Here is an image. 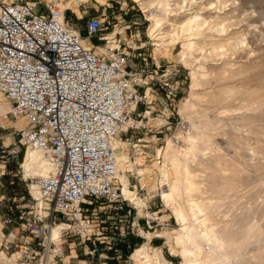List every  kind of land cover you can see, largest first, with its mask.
Segmentation results:
<instances>
[{
    "label": "built area",
    "instance_id": "built-area-1",
    "mask_svg": "<svg viewBox=\"0 0 264 264\" xmlns=\"http://www.w3.org/2000/svg\"><path fill=\"white\" fill-rule=\"evenodd\" d=\"M67 9L58 0H0V93L11 107L6 115L25 123L15 128L16 148L43 150L54 167L48 176L22 175L32 203L23 207L24 197L19 198L23 221L13 227L20 232L12 228L8 237L22 243L20 264H65L69 240L91 257L90 264L96 257L98 264H135L132 253L147 240L145 234L152 235L150 245L162 248L165 239L158 232L170 229L173 219L149 205L140 212L123 195L113 144L131 127V115L146 98L140 88L149 84L150 68L159 65L154 58L151 64L144 58L133 62L145 44L129 45L114 28L113 35H103L97 16H85L82 36ZM84 38L98 43L86 47ZM174 129L173 142L182 144L190 124L177 120ZM132 178L128 187L134 191ZM31 187L38 189L42 205ZM15 218L7 216L3 223L11 225ZM57 224L60 236L52 240Z\"/></svg>",
    "mask_w": 264,
    "mask_h": 264
},
{
    "label": "rangeland",
    "instance_id": "rangeland-1",
    "mask_svg": "<svg viewBox=\"0 0 264 264\" xmlns=\"http://www.w3.org/2000/svg\"><path fill=\"white\" fill-rule=\"evenodd\" d=\"M157 1L160 3L159 0H142L140 5L134 0H58V4L68 8L66 15L74 27L83 30L84 12L97 16L104 23L103 35H110L114 28L121 32L122 39L126 38L129 45L145 44L139 56L135 52L133 62H141L144 58L142 60L151 64L154 58L159 65V68L155 65L150 68L149 84L140 88L146 98L131 115V127L116 141H120L118 153L125 155L132 165L133 170L125 167V174L128 184L129 175L134 177L131 179L133 192L143 201L138 209L149 205L173 219L170 229L160 231L166 241L159 248L162 252L158 253L160 258L163 256L172 264H182L179 248L175 245L180 225L173 210L161 197V192H166L168 186L160 183V171L168 144L185 146L172 143V135L177 133L174 129L177 120L189 123L192 130L190 120L181 112V104L189 100L195 90L201 93L196 101L211 123L207 130L210 139L205 145V154L192 165L198 178H205L208 182L207 192L202 197L206 202H212L210 214L217 225L232 222L234 247L245 246L246 250L239 255L238 261L229 264H264V258L261 260L264 256V0H166L176 14L171 17V27L180 38L174 45L167 44L155 54L148 34L150 23L146 18ZM193 15H201L205 21L198 43L192 50V66H188L179 58L182 40L186 38L180 24ZM222 28L225 30L218 33ZM81 34L84 36L83 31ZM91 41L98 42L96 38ZM216 45L220 47L214 48ZM200 64L204 66L202 71L206 72V80L203 85L192 87V71L196 72ZM7 102L0 94V105L4 110V115H0V229L7 215L18 214L16 205L20 197H24L20 203L23 207L32 203L21 180L22 175L29 177L22 167L28 149L16 148L14 133L22 121L6 115ZM193 119L196 121V116ZM9 123H15L16 127L7 126ZM1 146L5 147L4 151ZM144 167L152 169L150 178L141 179L137 173L136 169ZM155 179L152 187L153 184L149 183ZM218 199L223 200L219 202ZM232 200L234 204H231ZM21 221L16 216L15 222L6 225L3 231L14 228ZM14 231L20 232L18 228ZM6 238L9 245L0 246V254L3 252L8 259L0 260V264H20V254L14 245L17 238L8 237V233ZM158 242L154 241L155 244ZM113 261L110 262L115 264Z\"/></svg>",
    "mask_w": 264,
    "mask_h": 264
},
{
    "label": "bare ground",
    "instance_id": "bare-ground-1",
    "mask_svg": "<svg viewBox=\"0 0 264 264\" xmlns=\"http://www.w3.org/2000/svg\"><path fill=\"white\" fill-rule=\"evenodd\" d=\"M69 1L73 0H68V2ZM134 1L140 5L142 4V0ZM159 2L160 3L157 1L155 6L148 11L146 18L150 23L148 26V34L150 37L149 40L153 41L155 54H158L167 44L174 45L175 41L180 38L178 33L174 31V28L171 27V17L176 15L175 12H173V7L171 8L169 4L166 3V0H159ZM61 8L65 7L61 5ZM204 21L205 19L201 15H193L190 16L187 21L180 24L181 31L185 33L186 38L182 40V50L179 54V58L188 66H192V50L198 43V37L202 34ZM224 30L225 29L222 28L218 30V33L223 32ZM82 43L84 46L89 47L84 40H82ZM217 47H220V45L214 46V48ZM200 49L202 52L205 51L202 47ZM207 53L210 54L211 52ZM204 58L206 59V56ZM203 69L204 66L200 64L196 72L192 71V87L203 85L204 80H206V72H203ZM218 78L220 79V77ZM147 91L148 89L146 92ZM200 95L201 93L192 90L191 98L181 104V112L190 120L192 130L182 137V145H185L184 147H174V144L171 145L169 143L163 152V166L160 171V183L166 184L168 190L166 192L162 191L161 197L163 202L173 210L180 225V229L176 232L175 245L179 248L178 251L182 258V264H229L238 261L239 255L241 256V253L243 254L246 250L245 246L242 248L239 247V249L234 247L233 244L235 237L230 229L232 227L231 221H228L225 224L223 223L224 225H217L215 223L210 214L212 202H206L202 197V194L207 192V179H199L198 173L192 168V165L199 162V158L204 156L205 145L210 139L207 135V130L210 128L211 123L208 121L207 115L203 112V109L196 101L201 97ZM7 104L8 110L6 114L11 108L8 102ZM0 115H4V110L1 105ZM193 116H196V121L193 119ZM17 119L22 121V124L17 128L22 127L24 125V119L22 117H18ZM116 140L114 141L113 146L117 162V179L122 184V193L124 196L131 200L137 208H140L143 205V201L128 187L129 181L125 174V167H127V170H133L132 165L128 163L129 160L125 155L118 153L117 144H119L120 141ZM27 149L22 163V167L27 176H48L53 172L54 167L43 150L36 148ZM158 151L159 153L161 152L160 150ZM136 171L142 176L141 179L150 178L153 173L152 169L149 167L136 169ZM206 173L209 172L206 171ZM155 182L156 179L150 181L149 184H153L152 187H154ZM31 191L35 199L38 200V205H42L38 189L36 187H31ZM221 200L219 202H221ZM231 204H234L233 200L231 201ZM139 211L141 212L142 209ZM60 227L61 224H57L51 230L50 236L52 240H57L59 238ZM158 234L162 237L160 231ZM148 249L149 247L146 245L139 246L134 252V257L137 260L141 259L144 264H171L166 259H163L162 261L161 259L159 260L157 253L150 254ZM173 252L175 253L174 250ZM262 258H264V256L261 257V260Z\"/></svg>",
    "mask_w": 264,
    "mask_h": 264
},
{
    "label": "crops",
    "instance_id": "crops-1",
    "mask_svg": "<svg viewBox=\"0 0 264 264\" xmlns=\"http://www.w3.org/2000/svg\"><path fill=\"white\" fill-rule=\"evenodd\" d=\"M73 1H75V0H73ZM87 15V12H84V16H86ZM83 32H84V37H86V32H85V30H82ZM81 31V32H82ZM116 32H120V31H114V33L113 34H115ZM113 34H110V35H113ZM110 35H108V36H110ZM85 42H86V44H87V46H89V47H91V46H94L95 44H97V43H93L91 40H89V39H83ZM149 92V91H148ZM7 126H15L16 127V125H15V123H9ZM17 213L18 214H16V216H18L19 215V211L17 210ZM8 216V215H7ZM16 216H13V217H16ZM6 227V225L2 222V225H1V229H0V231H1V243H0V246H3L4 247V244H6V245H9V244H7V241H8V239L6 238V236H7V233H8V231H9V229L8 228H6L4 231H3V228H5ZM26 236V238L27 239H29V240H31L32 241V244L35 246V239L30 235V234H26L25 235ZM162 236V235H161ZM145 237L147 238V240L144 242V243H141V244H139L137 247H136V249L139 247V246H142V245H146V246H148L149 247V249H148V251H149V253L150 254H152V252L154 253V251H156L157 250V256H158V258H159V260L161 259V261L163 260V259H165L163 256H162V258H160V256H159V254L158 253H162L161 252V250L159 249V248H161L160 246H152V245H150V243L148 242V240H150V237H151V234H146L145 235ZM163 238H165V235H163L162 236ZM34 240V241H33ZM128 240L130 241V242H133V243H138V241H140L141 242V240H139V239H133V238H128ZM137 241V242H136ZM15 242V241H14ZM160 243H161V241L159 240V242L157 243V244H155L154 243V245H160ZM165 243H166V241H165ZM13 245V244H12ZM15 247L17 248V251L16 252H19V250L21 249V247H22V243H19V241H16L15 242ZM65 250H66V255H67V257L65 258V264H72V262H73V264H90V262H91V257H89V256H86L85 258H79V256L81 255V256H84V254H83V251H82V248L80 247V246H78V244L75 242V241H71V240H69L68 241V243L67 244H65ZM122 249L124 248L125 249V246L124 245H121L120 246ZM136 249H135V251H136ZM159 249V250H158ZM134 251V252H135ZM134 252L132 253V259H133V261H134V263L135 264H144L143 263V261L141 260V259H139V260H137L135 257H134ZM6 259H8V257L2 252L1 254H0V260H6ZM98 259H97V257L96 258H94L93 260H92V263L91 264H98ZM115 264H119V263H117L116 261H113ZM169 262V261H168ZM171 264H172V262H170ZM61 264V263H60ZM110 264H112L111 262H110Z\"/></svg>",
    "mask_w": 264,
    "mask_h": 264
}]
</instances>
